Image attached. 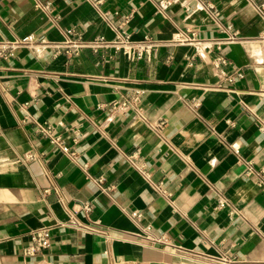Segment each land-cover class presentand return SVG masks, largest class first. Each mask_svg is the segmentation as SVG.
I'll return each instance as SVG.
<instances>
[{
    "label": "crops",
    "instance_id": "obj_1",
    "mask_svg": "<svg viewBox=\"0 0 264 264\" xmlns=\"http://www.w3.org/2000/svg\"><path fill=\"white\" fill-rule=\"evenodd\" d=\"M42 3L0 0V42L124 30L154 47L139 60L40 46L0 59V264H264V0ZM219 58L244 77L228 83ZM44 123L76 159L36 132ZM43 228L50 247L27 256Z\"/></svg>",
    "mask_w": 264,
    "mask_h": 264
},
{
    "label": "built area",
    "instance_id": "obj_2",
    "mask_svg": "<svg viewBox=\"0 0 264 264\" xmlns=\"http://www.w3.org/2000/svg\"><path fill=\"white\" fill-rule=\"evenodd\" d=\"M37 6L50 9V3H42V0H35ZM213 9L212 7H210ZM66 40L62 43H53L48 41L44 36H36V35H28L22 39H18L15 41H3L0 42V59H6L13 55L14 51L22 46H40L43 48H55L57 50L64 51L68 55H72L77 53L81 49L91 48V49H101V48H113L116 51H121L128 55V57L132 60H139L143 58H147L154 47V42L150 40H143L141 42H134L131 39L129 33L124 30L118 31L116 38L112 41H107L102 37H97L92 41H83L81 39H75V32L73 30L66 31ZM176 39L179 43L182 44H199L202 43L197 41L196 35L194 33H181L177 35ZM226 65V60L223 58H219L217 60V66L221 67V69ZM222 75L225 77L226 81L230 84H233L236 80L244 77L243 73L238 71L236 68L233 69L232 73H227L224 69L221 70ZM118 105H126L125 101H119L117 103H113L111 106L112 110H115ZM198 105V104H197ZM162 124L158 125V128H161ZM36 132L41 135L43 138L49 141V143L60 150L65 155L71 157L72 159L77 158V152L74 148L68 145L67 140L64 136L57 134L55 132L54 127L51 125L44 123L38 126ZM234 150H238V145H233ZM142 168V167H139ZM142 171V169H141ZM259 178L264 181V169L257 172ZM99 184L103 186V191L106 193H111L112 188L105 186V181L103 179H99ZM82 211L88 214L91 211V205L89 203H83L80 205ZM220 208H225L227 204L225 202H219ZM133 217L138 218V213H133ZM96 225H100L99 221L95 222ZM148 231L151 228H147ZM157 242L162 244H167L166 239L161 237V239L157 240ZM51 244V232L49 228H43L36 231L33 235V241L30 246L25 248V254L27 256H35L40 253L42 250L50 247ZM198 256V255H196ZM203 264H238L237 261L223 258V259H214L207 258L206 256L201 259Z\"/></svg>",
    "mask_w": 264,
    "mask_h": 264
}]
</instances>
